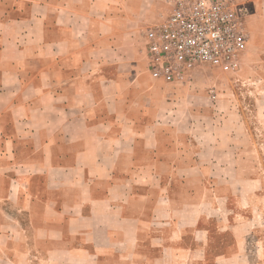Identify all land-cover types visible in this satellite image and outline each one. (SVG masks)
Returning a JSON list of instances; mask_svg holds the SVG:
<instances>
[{
  "label": "crops",
  "instance_id": "obj_1",
  "mask_svg": "<svg viewBox=\"0 0 264 264\" xmlns=\"http://www.w3.org/2000/svg\"><path fill=\"white\" fill-rule=\"evenodd\" d=\"M240 2L258 43L264 0ZM129 9L0 0V264H253L264 211L218 207L233 197L213 194L195 159L243 154L241 123L207 147L177 132L163 86L125 63Z\"/></svg>",
  "mask_w": 264,
  "mask_h": 264
},
{
  "label": "rangeland",
  "instance_id": "obj_2",
  "mask_svg": "<svg viewBox=\"0 0 264 264\" xmlns=\"http://www.w3.org/2000/svg\"><path fill=\"white\" fill-rule=\"evenodd\" d=\"M114 1L116 5L124 2L126 7L130 8L132 53L125 63L130 65L137 77L140 75L145 78V75L150 73L146 59L144 30L159 23L168 15L170 0ZM235 2L243 7L247 14L250 12V5L247 8L240 0ZM246 31L248 46L236 70L222 72L212 67H202L194 71L186 81L168 84L151 77L150 83L163 86L165 98L174 102L172 107L161 106L163 114L179 118L181 123L176 125L177 132L188 134L190 131L189 137H193L190 133H194L193 139L197 146L200 144L207 147V143L211 145L214 141L216 143L219 134L234 133L236 127L230 118L239 119L243 135L238 143H242L243 154L219 155L210 150L204 155L196 156L195 159L200 165L205 164L206 169L210 168V171L205 172V176L207 180L217 183L211 188L213 194L220 191L233 197L229 204L225 201L217 202L218 207L238 206L250 209L251 203L256 202L253 213L245 210L234 215L236 218L247 220L246 215H257L258 212L262 221L264 207L255 191L260 194L263 190L260 187L256 189L254 183L264 185V36L260 42L253 44L247 26ZM225 116L231 123L222 124V118ZM184 121H190L193 125L183 123ZM252 135L255 136L254 139H251ZM197 137L200 140H197ZM227 143L231 141L227 140ZM193 176L197 179L202 174L196 170ZM224 182H233L232 189L224 187ZM247 239L252 263H264V223L248 234Z\"/></svg>",
  "mask_w": 264,
  "mask_h": 264
},
{
  "label": "built area",
  "instance_id": "obj_3",
  "mask_svg": "<svg viewBox=\"0 0 264 264\" xmlns=\"http://www.w3.org/2000/svg\"><path fill=\"white\" fill-rule=\"evenodd\" d=\"M151 77L172 84L212 67L236 70L248 46L243 7L235 0H170V12L144 30Z\"/></svg>",
  "mask_w": 264,
  "mask_h": 264
}]
</instances>
